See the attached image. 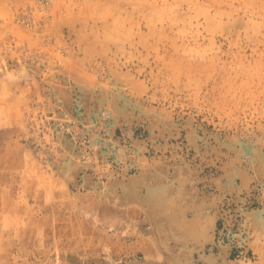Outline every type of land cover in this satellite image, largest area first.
Masks as SVG:
<instances>
[{
	"label": "rangeland",
	"instance_id": "rangeland-1",
	"mask_svg": "<svg viewBox=\"0 0 264 264\" xmlns=\"http://www.w3.org/2000/svg\"><path fill=\"white\" fill-rule=\"evenodd\" d=\"M147 134H176L184 157L186 140L243 153L248 197L225 203L213 243L264 264L244 217L264 194V0H0V264H95L130 242L64 166L98 199L121 167L171 154Z\"/></svg>",
	"mask_w": 264,
	"mask_h": 264
},
{
	"label": "crops",
	"instance_id": "crops-1",
	"mask_svg": "<svg viewBox=\"0 0 264 264\" xmlns=\"http://www.w3.org/2000/svg\"><path fill=\"white\" fill-rule=\"evenodd\" d=\"M125 116L115 115V122H123ZM116 123L111 126L115 128ZM175 135L147 134L146 140L160 144L162 150L169 149L171 154L149 159L129 175L126 167H121L120 172L109 175L105 193L98 199L92 193L100 190L99 184L83 165L69 159L64 166V181L70 188L92 198L95 207L98 203L108 207L105 216H97L96 210L93 218L109 220L111 229H121L120 233L131 238L130 242L107 244L109 255L97 258L95 264H231L226 248L213 243V232L217 222L229 216L225 203L236 205L247 200L251 169L241 162L243 153L237 150L194 148L187 140L186 158L171 141ZM126 136L140 151L145 149L143 140ZM236 195L241 199L236 200ZM260 199L259 207L244 212L256 240L264 238V194Z\"/></svg>",
	"mask_w": 264,
	"mask_h": 264
},
{
	"label": "built area",
	"instance_id": "built-area-1",
	"mask_svg": "<svg viewBox=\"0 0 264 264\" xmlns=\"http://www.w3.org/2000/svg\"><path fill=\"white\" fill-rule=\"evenodd\" d=\"M85 134H87V132L84 129H81Z\"/></svg>",
	"mask_w": 264,
	"mask_h": 264
},
{
	"label": "bare ground",
	"instance_id": "bare-ground-1",
	"mask_svg": "<svg viewBox=\"0 0 264 264\" xmlns=\"http://www.w3.org/2000/svg\"><path fill=\"white\" fill-rule=\"evenodd\" d=\"M73 168V167H72ZM247 185V184H246ZM245 186V185H244ZM95 189V188H94Z\"/></svg>",
	"mask_w": 264,
	"mask_h": 264
}]
</instances>
